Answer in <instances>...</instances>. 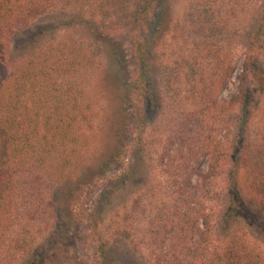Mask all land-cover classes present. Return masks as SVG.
I'll return each mask as SVG.
<instances>
[{
  "label": "trees",
  "instance_id": "1",
  "mask_svg": "<svg viewBox=\"0 0 264 264\" xmlns=\"http://www.w3.org/2000/svg\"><path fill=\"white\" fill-rule=\"evenodd\" d=\"M176 1L0 0V264L16 260L31 247V231L39 223L43 203L39 190L47 175L59 184L72 182L66 170L73 168L78 136L84 137L90 124L87 115L77 112L81 97L65 83L80 65L96 63L100 47L79 41L67 45L29 40L27 56L17 62L14 58L18 53L11 35L54 14L70 17L67 29L86 28L96 42L112 46L124 75L128 55L120 39L129 47L134 71L129 79L115 80V111L110 114V122L122 132L116 135L111 160L98 167L101 174L112 164L125 163L129 154L148 152L145 104L150 106L155 94L161 93L151 87L149 78L159 59L174 58L175 68L167 76L171 72L180 79L188 70L186 85L191 90L183 100L192 108L186 116L191 128L183 129L175 154L173 146L162 154L170 185L150 218L140 223L139 234H134L140 206L135 201L131 215L128 207L122 220L117 212L110 222L113 232L103 236L108 207L126 192L130 171L96 198L92 211L83 204L79 207V200L95 184L80 181L79 196H61L56 201V224L66 218L87 227L95 244L93 264H118L123 252L128 256L123 264H264V257L246 242L245 235L222 233L242 214L241 221L264 238V220L251 207L264 201V128L255 160L244 153L243 135L256 114V95L264 93V0H182L183 16L171 21ZM159 16L169 21L166 47L160 41ZM63 29L55 26L56 33ZM230 36L233 50L225 42ZM243 43L241 51L238 47ZM241 57L237 93L219 101ZM168 80H173L171 75ZM175 93L181 95L178 90ZM219 127L224 129V141H217ZM234 129L236 138H231ZM223 171L219 195L215 182ZM216 218L222 230H217ZM65 232L59 230L58 237ZM56 255L52 252L44 259L34 254L27 263L52 264ZM77 264L84 263L77 260Z\"/></svg>",
  "mask_w": 264,
  "mask_h": 264
},
{
  "label": "rangeland",
  "instance_id": "2",
  "mask_svg": "<svg viewBox=\"0 0 264 264\" xmlns=\"http://www.w3.org/2000/svg\"><path fill=\"white\" fill-rule=\"evenodd\" d=\"M175 3L174 14H170V19L175 20V16H183L182 7L184 2L178 0ZM177 18V17H176ZM70 17L66 14L50 15L42 19L32 22L30 26L17 29L11 36V42L13 49L16 50L18 56L14 54L15 61L21 57L27 56L26 44L29 40L41 39L44 43L60 41L67 43V45L77 44V41L82 44L90 46L95 44L100 49L97 51L96 63L90 65H80L73 73L68 76L66 83L74 87V91L81 97L78 105L77 112L87 115L90 122L87 127L85 136H78L77 139V157L73 159V168L66 170V174L72 182L68 184L56 183L51 175H47L45 183L40 188L43 203L39 210V223L34 229H32L33 242L31 247L19 255L15 259H11L5 264H28L31 262V256L38 254L44 259L49 257L52 252H55L56 259L52 264H59L64 261L68 264H77V260L82 261L84 264H93L95 260V244L90 239V233L86 226L77 224V221L64 218L61 224H56V201L61 196L74 195L76 198L80 194L77 192L80 181L87 182L92 181L95 185L93 188L86 191L88 196L79 202V207L85 206V210L92 211L95 207L96 198L104 193L109 186L112 188L121 177L122 174L129 172L128 188L126 192L119 193L113 200L112 204L108 207V212L105 219V227L103 230V236H110L112 231V222L117 214L121 212V219L125 216L123 211L128 212L131 215L130 208L135 207V201H139V209L135 214L136 224L134 230L139 234L142 225L140 223L146 222L150 218L151 212L161 202L163 190L166 186L170 185L165 174V165H162V154L166 147L173 146L172 154H175L177 146L181 143L183 129L191 128L188 124L186 116L192 110L189 104L183 100L187 91L191 90L190 86H187L188 70L185 69L181 75V78L170 74L167 76V72L173 70L174 58L171 57L164 59L156 63V67H153L154 72L150 75V80L153 82L151 86L153 89L158 87L161 90L160 95L154 96L151 105L145 104V110L148 114V122L145 128V148L148 152H144L135 155H127L126 161L123 164L111 165V169L101 174L98 170L100 165L109 162L115 152V146L117 143L116 135L121 134V129H118L113 122H110V114L115 111L114 105L116 102L117 94L114 91L115 80L118 78L119 82L123 79H129L133 74V63L130 57L128 44L120 39L121 46L124 52L128 55L126 60V70L116 65L115 61L117 57L113 55L112 46L103 45L96 42V38L91 35L86 28L82 29H67ZM158 23L162 24V32L160 35V41L165 42L164 47L167 46V37L169 21L166 17L159 16L157 18ZM56 25H61L64 29L62 32L56 33ZM226 42V46L233 50V36H230ZM162 42V43H163ZM56 43V42H55ZM224 44V42H223ZM242 44V42H241ZM241 51H244L243 46L238 47ZM90 50H95L94 48ZM170 50V49H168ZM243 58L241 57L239 66L234 75L228 81L227 89L223 91L219 97V101L229 100L234 94L237 93V87L240 84L242 67L241 64ZM264 63V62H263ZM129 71V72H128ZM129 75V76H128ZM173 80H168L169 76ZM126 77V78H125ZM63 80V79H62ZM172 83V84H168ZM117 84V83H116ZM166 86L170 91H167ZM181 92L180 96H175L176 91ZM201 94V93H200ZM144 110V111H145ZM254 110L256 112L254 118L250 122V125L243 131L245 137V155L248 159L255 160L258 152V147L262 142V130L264 128V93L256 95L254 100ZM188 120V121H187ZM86 121V122H87ZM88 123V122H87ZM236 130L234 129L231 138H236ZM224 129L219 127L216 138L217 141H224L223 138ZM164 164L166 162L164 161ZM207 169V163L202 166V171ZM55 172V171H54ZM224 171L216 180V190L220 195V189L224 181ZM139 192V193H138ZM124 209H121V207ZM258 216L264 220V201L257 207H253ZM77 210V206L74 207ZM126 208V209H125ZM240 215V214H239ZM241 216H236L235 220L225 228L223 232L233 231L244 236L247 243L258 253L264 257V238L260 232L256 229L250 228L246 223L241 221ZM69 222L65 227L64 223ZM217 230L223 229V224L219 223L218 218L215 219ZM222 227V229H221ZM140 228V229H139ZM65 229L66 234L58 237V231ZM139 232V233H138ZM54 233V235H52ZM240 235V236H241ZM136 236V235H135ZM50 238H52L50 240ZM60 239V240H59ZM57 248L55 249V246ZM124 253V252H123ZM121 253L118 258V264H123L127 261V255ZM66 260V261H65Z\"/></svg>",
  "mask_w": 264,
  "mask_h": 264
}]
</instances>
